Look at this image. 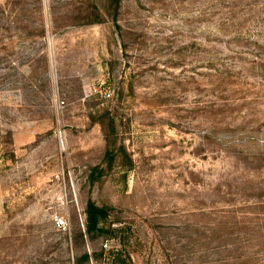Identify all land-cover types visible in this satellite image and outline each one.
I'll list each match as a JSON object with an SVG mask.
<instances>
[{"label":"rangeland","instance_id":"374dc122","mask_svg":"<svg viewBox=\"0 0 264 264\" xmlns=\"http://www.w3.org/2000/svg\"><path fill=\"white\" fill-rule=\"evenodd\" d=\"M0 264H264V0H0Z\"/></svg>","mask_w":264,"mask_h":264},{"label":"trees","instance_id":"16d2710c","mask_svg":"<svg viewBox=\"0 0 264 264\" xmlns=\"http://www.w3.org/2000/svg\"><path fill=\"white\" fill-rule=\"evenodd\" d=\"M107 209L97 206L94 202L89 201L86 207V234L90 238L109 234V231L104 227V221L107 217ZM84 259H87L85 257Z\"/></svg>","mask_w":264,"mask_h":264},{"label":"built area","instance_id":"2783aa9c","mask_svg":"<svg viewBox=\"0 0 264 264\" xmlns=\"http://www.w3.org/2000/svg\"><path fill=\"white\" fill-rule=\"evenodd\" d=\"M110 95H107V97H109ZM55 223H56V226L59 228V229H63V230H66L67 229V226H68V223H67V220L65 218H62V217H56L55 219Z\"/></svg>","mask_w":264,"mask_h":264}]
</instances>
